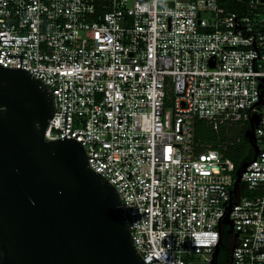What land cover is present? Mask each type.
Returning <instances> with one entry per match:
<instances>
[{
  "label": "built area",
  "instance_id": "1",
  "mask_svg": "<svg viewBox=\"0 0 264 264\" xmlns=\"http://www.w3.org/2000/svg\"><path fill=\"white\" fill-rule=\"evenodd\" d=\"M0 40V64L55 96L46 137L66 124L119 192L145 264H211L237 169L195 126L245 132L257 115L231 264H264V0H0Z\"/></svg>",
  "mask_w": 264,
  "mask_h": 264
},
{
  "label": "water",
  "instance_id": "2",
  "mask_svg": "<svg viewBox=\"0 0 264 264\" xmlns=\"http://www.w3.org/2000/svg\"><path fill=\"white\" fill-rule=\"evenodd\" d=\"M55 108L49 87L21 68V60L20 67L0 64V264H145L115 186L90 167L83 145L66 137V124L64 137H46ZM258 123L253 115L244 132L254 156ZM248 164L236 170L211 264H217L225 226L227 250L234 248L229 214Z\"/></svg>",
  "mask_w": 264,
  "mask_h": 264
},
{
  "label": "trees",
  "instance_id": "3",
  "mask_svg": "<svg viewBox=\"0 0 264 264\" xmlns=\"http://www.w3.org/2000/svg\"><path fill=\"white\" fill-rule=\"evenodd\" d=\"M222 6L230 11H244L246 0H220ZM228 132V133H226ZM194 136L201 147L204 145L218 146L219 140L225 142L224 156L230 158L236 169L246 160L253 157L254 152L247 139L244 137V131L237 127L231 126L228 131L222 128L219 133L212 130L205 122L199 121L196 123ZM229 227L226 226L223 230V238L227 239Z\"/></svg>",
  "mask_w": 264,
  "mask_h": 264
},
{
  "label": "flooded vegetation",
  "instance_id": "4",
  "mask_svg": "<svg viewBox=\"0 0 264 264\" xmlns=\"http://www.w3.org/2000/svg\"><path fill=\"white\" fill-rule=\"evenodd\" d=\"M234 234V231H233ZM220 241V240H219ZM228 241L222 238L221 244L217 251V264H231V253L227 250Z\"/></svg>",
  "mask_w": 264,
  "mask_h": 264
},
{
  "label": "rangeland",
  "instance_id": "5",
  "mask_svg": "<svg viewBox=\"0 0 264 264\" xmlns=\"http://www.w3.org/2000/svg\"><path fill=\"white\" fill-rule=\"evenodd\" d=\"M229 134V133H228ZM219 138V137H218Z\"/></svg>",
  "mask_w": 264,
  "mask_h": 264
}]
</instances>
